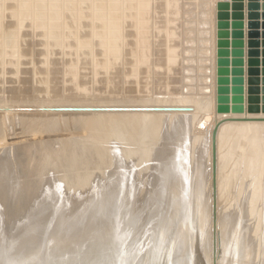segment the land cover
Segmentation results:
<instances>
[{"label": "rangeland", "instance_id": "obj_1", "mask_svg": "<svg viewBox=\"0 0 264 264\" xmlns=\"http://www.w3.org/2000/svg\"><path fill=\"white\" fill-rule=\"evenodd\" d=\"M183 93L186 94L183 95L185 96L184 98L182 97ZM178 94H181V97ZM111 101L114 103H112ZM77 106L80 107L78 108ZM59 107L63 112L59 110ZM263 107H264V0H0V149H1L0 163L1 164L3 163L5 165L7 162L5 159H7L8 161L13 160L12 162L10 161L9 163L7 162L8 165L6 164V167L3 168L2 166L4 165L0 164L1 165L0 168L2 169V170L0 169V172H4L5 170L10 171V172H4L6 175L4 173L3 175H0L1 177L0 186L4 185V187H0L1 190L0 205L2 204L0 207V226H1L0 236L2 237L4 236V234L6 235V232L7 235L9 233V236H11V233L12 235L14 234L13 236L24 235V238L22 239H24L23 240L24 242L25 240H27L28 242L27 244H29L28 246L30 247V245L33 244L35 238H40L42 230H44V228L46 227V224L43 222L44 220L41 221V216L44 215L48 210H50V208L54 206V204L56 205L57 202L60 205L62 198L70 199L69 202H67V204L63 206V209L66 210L65 211L66 214L73 213L76 215L81 211H85L84 208L87 206L92 207L91 202L94 201H98L99 204L101 205L104 204L106 200L105 198L108 195H106L104 187L95 186L94 184L99 181H102V179L106 177V175L108 176V174H111L113 172L112 170L113 168L115 171L117 169L116 167L119 166L118 160L119 161L122 160L120 162V165H122L121 163L124 162V166H127L130 172H132V170L135 169H137L136 171L138 172V166H142V164L140 165L141 163L140 160L142 159L144 161L142 162L143 165L145 163L148 165H145V167L143 166V168H146V170L143 169L142 167L139 168V171L143 169L144 172L142 170L141 171L145 173L143 175V173L140 172V174L142 173L141 175L143 176L146 175L145 176L147 177L146 180L147 179L148 181L152 180L153 177L155 176V175L153 176V171H154L153 166L154 167L156 166L157 160L158 158H160V157H156L157 160L155 159L157 153L158 156L160 155L159 151L161 149L158 148H161L162 143L168 141V139H170L168 142L169 144H171L173 138H176L177 136L181 135L184 132L182 131L181 133L182 129L179 130L180 129L179 127L182 128L184 125H186L187 127V125L189 124L188 122H190L189 125L194 127H190L189 125H188L189 128L187 127L186 129L185 127L186 129L185 131L187 132L189 131L188 129L191 128L193 129L190 130L192 131L191 133L190 131L188 132L189 135L185 134V136H187V145L184 144L183 141V147L185 146L187 147L186 149H189L188 151L190 155L189 158L191 157L190 160L191 163H193L192 164L193 166H197L198 168H203L204 164H206L207 168L209 169L208 171L206 166L204 167L206 168V170L204 168H203L204 170L202 169L203 171H207L203 173L204 174L203 182L207 183L206 187L209 189H207L206 187L203 188L202 186L203 189L202 191H204V189H206L205 190L206 192L208 191L207 195L205 191H204L205 195H202L203 198L205 197L204 198L205 200L207 199V202H205V200L201 197L203 199L202 200L203 202L202 205H199V214L200 212H202L201 210L204 209L206 211L209 208L207 203H209V206L211 208L210 212H208L210 209L207 210V213H209V215L207 216L208 217L212 216V217L209 218V223H207V226L204 229V230L208 229L206 230L207 233L205 232L206 234H208L206 243H208L209 241L210 245L209 243L208 245L215 250L214 243L212 244L211 238H209L211 234L215 235L217 232H218L217 234L219 233L223 235L226 234V236L229 237L230 240L231 238L233 240L235 235H238L239 237L240 236L239 232L243 231L247 227V226L245 227L243 226L244 229L241 227L246 221L244 220L245 218H243V216L245 215L247 219L249 218L248 219L249 221L251 218L252 219L254 218L253 221L251 219V222H246V223H248V225L250 226V227L248 226L249 228L253 227L254 224H257V227L260 228L262 226L263 230L261 228V231L259 230L260 228L258 229L257 227L256 228L253 227L255 229L251 228L252 230L255 231L259 230L261 234H259L258 231L257 232L258 234L253 232L255 234L253 235L251 229L249 230L247 228L246 229L247 232L249 233L250 231V233H252L251 235L255 236V237H250L252 239H249V237L248 236L246 237L245 235L244 232L245 230L243 231L244 233L243 232L240 233L241 235H243L241 236L243 237V239L246 238L245 240L246 242L248 240H251L250 242L252 246H254L253 244L255 242L256 246L253 247L255 252L251 247L252 254L256 253L257 248L260 246L259 244H261V246L263 245L262 250L261 248L259 249V251L256 253L255 258L252 255L250 262L249 263L247 262V264H254V263L264 264L263 263L264 236L262 240H259L261 237L257 236V238L259 237L258 238L259 242L260 241L262 242L258 244L259 246L257 245L258 240L256 241L253 240L256 238V235L262 236L264 234L263 233L264 225H262L264 224V222L262 224L260 223L261 221L264 220L263 219L259 220L264 217V186H263L264 182H262L263 183L262 189H261V185H259V183L264 179L262 177V175L264 174L263 173L264 161H261L260 163V160H264L263 158L264 157V129H263L264 108ZM107 110L111 112V117L113 116L112 118H110L109 116L110 112H108ZM117 110L121 114L123 113L122 115L126 117L125 118L121 117L122 115L119 114ZM148 110L151 112H148ZM201 110L203 113L199 112ZM144 111L149 113V117H148V113H145ZM186 111L188 113H186ZM82 112L83 114L84 113L87 114L82 115ZM189 112L191 117L188 118ZM191 112L194 114L191 115ZM144 113L145 116L148 117L146 123L145 121H143V119L145 120L147 118L145 116H144L145 118L142 116L144 115ZM196 113L199 115V116L197 115L199 118H196L195 115ZM199 113L201 114V116ZM89 114L92 117L93 116L94 117L92 118ZM86 115L87 116L89 115L88 116L89 118ZM194 115L196 120H194L195 118L193 119ZM255 115L259 119H255L256 118ZM84 116L87 117L88 120H85ZM96 116H98L101 120ZM228 117L229 118L231 117V121L233 119L234 122L228 120L229 119ZM239 117L240 119L237 120ZM3 118L5 119V121ZM68 118L69 120L67 122ZM223 118L224 120L230 121L232 125H230L231 124L230 122L227 121L224 122ZM83 119L84 121H86L87 124L83 122ZM91 119L96 120V122L100 120L99 122L101 124L97 122L98 124L95 125L96 124L95 121H94L95 124L93 125H92L93 122L88 123V121H90ZM198 119L200 122L197 121ZM186 120L189 121L186 122ZM257 120H258V124H257ZM69 121H71L70 124ZM135 121H138L137 122L138 124L140 123L139 124L140 127L139 125L137 127L134 126L135 128L133 127ZM184 121L186 124L184 123ZM192 121H195V123L197 121L198 125L197 123L194 124ZM48 122L50 125H47ZM132 122L134 124H130ZM191 122L193 123L192 125ZM236 122L240 123L239 126L238 124H236ZM218 123L221 124L219 125V128L221 126L222 128L223 127L228 128V129L224 128V130L226 129L227 131H223V129L221 130L218 128V131L219 130L222 131L221 133H227V136L225 138L228 140L223 138L226 134H221L219 133L220 132L219 131L217 133V136L219 134L218 136L219 138L216 137V141H214L213 130ZM226 123L227 124L229 123L230 126L229 125L227 126ZM254 123H256V125ZM64 124H66V126ZM88 124H91L93 126L91 127L92 129L88 128L91 126V125L87 126ZM112 124L113 125L116 124V125L112 126ZM110 125L112 127H110ZM141 125L143 126L141 127ZM254 125L255 127L257 126L259 128L256 127L255 129L254 127H252ZM47 126H49V128ZM79 126L83 128L81 129ZM3 127L5 129H3ZM72 127L74 128L72 129ZM101 127H103V129ZM115 127L117 131L115 130ZM143 127L145 128V130ZM6 128L8 129L6 130ZM238 128L241 129L244 128V129L241 130ZM253 128L255 129V132L257 129H259V134L258 132L256 133L253 132L254 135L257 134L255 135L257 137L256 140L259 139L257 140V142L259 141L258 144L260 145L259 148L257 147L258 145L254 147V145L252 144L254 143L253 141H255L254 144L256 145V140L255 139L253 140V137L255 138V136L251 135L252 130L254 131ZM260 128L263 131H261ZM47 129L48 131H46ZM100 130L103 132H101ZM142 130L144 131L147 130V131L145 133ZM238 130L243 131V133L241 132V134H243L244 138L243 136H240L241 134L238 133ZM177 131H179V133H176L177 136H175V132ZM244 131H246V134L248 133L247 134L248 136L249 135L253 136L251 137V140L253 141L250 140L251 144L249 141H247V139L249 140L250 137H247ZM260 131L262 134L260 133ZM84 132L86 135L84 134ZM234 132L235 135L238 133V136L236 135L237 137L233 134ZM41 133L43 135H41ZM105 133H107V135ZM110 133H112L111 134L112 138L114 135H115L114 137H116L118 134H120L121 136L118 135L117 137L119 138L116 139L113 138L116 141L115 142L113 139H109L108 136ZM59 134L61 135L59 136ZM92 134L94 136H92ZM163 134L165 135L163 137L165 139L160 138L161 139L160 140L158 137L159 135L163 136ZM220 134L224 136L221 137ZM95 135L97 137L105 136L104 138L106 139H103V137L101 138L104 141L105 140L106 141L110 140V141H108V143L105 141L106 142L105 143L102 139L97 140V137ZM228 135H231L229 136L230 138L228 137ZM258 136L260 137L262 136L261 137L262 142L260 141V138ZM26 137L29 139H27ZM87 138L91 140H88V143H86L87 141L83 143V144L86 143V146L88 145L85 149H83L85 145L84 147H82L83 144L80 145L79 142L83 139L86 140ZM122 139L124 141H122ZM158 139L160 141L162 140L164 141L160 142ZM27 140L28 142H26ZM193 140L194 141L196 140L197 143L192 142ZM51 141L52 143H54L55 141V144H52ZM93 141L94 142L101 141V142H99L100 144H98V142L97 144H95L93 143ZM224 141H227L228 143ZM41 142L44 144H42ZM103 142L106 144V146L107 144L108 145L110 144L108 149L106 146H105L106 148L102 146L105 145ZM135 142L138 144H136ZM142 142L144 143L142 144ZM67 143H69L68 145L69 147L72 145L71 143H73V145L79 144V146L72 145L71 148L74 147V149L76 150L78 147L81 146L82 148L81 147L80 148L83 151L82 152L79 151L80 150L79 148H78L79 152L77 150H76L77 152H75L73 149L68 151V149L70 148L67 145L66 146L68 147V149L67 151H65L67 147H64V144ZM241 144L242 145L244 144L243 145L244 147ZM62 146L64 147V151L66 152V153L63 152L64 156L67 154V152L71 154L75 152L76 154L74 153L72 154L75 156L77 155V153H80L77 156L79 157V159L81 158L80 162H82V166L81 163H79V159L78 160L75 159L74 160L75 162L77 160V163H75L73 161L74 159L73 157L71 161L72 164H70L71 162L69 160H71L70 158L72 156L70 154H69L70 157L68 158L69 160L63 162L64 165L66 164L68 166H66L65 168V166L62 165L63 163H61L60 165V162L64 161L65 158L67 159V157L69 156V155L65 157L63 156L62 158L63 160L60 162L58 158L55 159L57 156L56 153H58L60 150L63 151ZM171 146L169 147V149L171 148ZM214 146H215V151H214ZM246 146L249 147V150ZM36 147L37 149H40L39 152L37 149H35ZM103 147L105 151L106 149L109 150V152H106L107 155L108 153L111 152L109 157L107 155H104L105 151L102 154L103 150L101 149ZM110 147L112 148V150H110L111 149ZM192 148L194 149V151L192 150ZM98 149H100L101 151H99ZM254 149L258 151L254 153V151H256ZM8 150H10L11 152ZM113 150L115 151V154L112 155V152H114ZM137 150L140 152H138ZM251 150L253 151L251 152ZM95 151L96 152L99 151L98 154H100L102 157L104 155L103 158L107 157V160H109V158L111 157L110 160L107 162V164L106 162H104L106 158L104 160L100 159L101 156L100 157L97 156L98 154ZM148 151L151 153L154 152L155 154L152 153L153 155L151 154L152 156L150 157V153H147ZM156 151L158 152L156 153ZM34 152L35 155L37 154L36 157L34 155ZM145 152L149 155H147ZM19 153H24V154H19ZM93 153H95L96 155L94 154L95 155L94 156ZM131 153L134 156L136 153L137 157L135 156L136 157L135 158L132 155L131 158L132 160H129V158L131 157L130 156ZM142 153H144L149 158L148 157L146 158V156L143 155ZM251 153L254 154L257 153V155L254 157L253 154ZM5 154L6 156H4ZM53 154H55V157L54 159L51 160V162H53L54 160V162L58 161L59 164H57L55 171L54 169L49 170L51 172L50 174L48 173L46 174L44 172L47 178H49L48 176L52 178V179H47L44 177L45 175L43 176L41 175L43 173H41L40 171L43 169V167L44 168L51 167L52 165L53 167H55L54 165L56 164H54V162L51 163L52 165L50 166V160L48 158L50 157L49 155H51L52 158L54 156ZM58 154H61L62 156L61 152ZM88 154H92V157L90 159L92 160L94 159L95 163L98 160L97 158H99L100 163L97 162V164L95 165L94 161L92 162V160L89 159L91 161L89 162L94 164V166L93 164H90L92 166L91 168L90 165H88V160H86L87 162L82 161L85 159V158L82 159V157L88 156ZM140 154L143 156H141ZM44 155L48 157H45ZM223 155L224 158L225 156H228L229 158L226 157V159L232 161V162L228 161V164L230 163L229 165H227V163L224 162L226 163L225 166V164L222 162L223 158L221 157H223ZM24 156L27 157L23 158ZM138 156L140 158H138ZM43 157L45 159L48 158L47 160L49 161V165H47L48 163H44L48 161L45 160ZM248 157L251 158L249 159ZM2 158H4L3 160L5 163L1 162ZM150 158L151 160L145 162V159L147 161ZM152 158L156 160L155 161L156 163L153 161L154 159L152 160ZM42 159L44 160L43 163L46 164V167L44 164H42ZM226 159L224 161H226ZM247 159L248 161H246ZM137 160L139 161V163ZM194 160H196V162ZM114 161L117 162V166H114V164H116L114 163ZM125 161L129 162V164L125 165L127 163ZM135 161L137 162V164ZM237 161L240 163L238 164ZM17 162L19 163L17 164ZM40 162L42 165L40 164ZM73 162L75 164L78 163L79 164L75 166ZM151 162H154L155 164ZM83 163L85 164L87 163V164L85 165ZM131 163L135 165L133 166ZM28 164L30 167L28 166ZM37 164H39V166L41 165L40 167H42V169ZM100 164H103L105 168H103V165ZM149 164L151 167H149ZM219 164L220 165L222 164L223 166H219ZM83 165L85 166L86 172L83 171L84 169ZM112 165L114 166L113 168ZM136 165L137 167H135ZM248 165H249V169H247ZM58 166H63V167L62 168L59 167L61 168L59 169ZM70 166H72L71 169ZM88 166L90 169L87 168ZM259 166L261 167L263 166L262 167L263 169ZM32 167L34 168L38 167L40 168V171L38 170V168L34 169ZM73 167L75 169H73ZM147 167H149V169ZM52 168H47L46 170L48 171V169H52ZM233 168H235V170L238 169L239 172L238 170L235 171ZM259 168L262 169V173H260L261 170L259 171ZM57 169H59V171ZM62 169L63 170L66 169V170H64L63 172ZM87 169L89 170V172H87ZM243 169L246 170L244 171ZM251 170H252L251 175H253L254 178L248 173L251 172ZM37 171L40 172L39 175H41V177H39ZM43 171H45V169H43ZM81 171L83 172V174ZM91 171H94V173H92ZM146 171L148 173L151 172L149 173L150 174L149 176H147ZM230 171L232 173H230ZM12 172H14L13 175ZM103 172H105V174ZM245 172L247 175L246 174L244 175L246 176L242 174ZM22 173L23 175L21 176ZM51 174H53L54 177H51L52 176ZM96 174L99 176H97ZM140 174L138 175L140 176ZM76 175H81V176L77 177ZM128 175L129 173L127 175L126 174L124 175L126 177V180L127 178H130L128 177ZM205 175L208 176L206 177L207 179H204ZM7 176L9 179L7 178ZM143 176H142V180L145 179ZM96 177L98 180L96 179ZM245 177H247V180L243 181V178L244 180L246 179ZM251 177L254 180H252ZM40 178L41 179L45 178V180L47 179L46 181L49 182L46 183L45 181L42 182L43 179L39 180ZM218 178L221 180H219ZM256 178L259 180L261 178V181L259 182V180H257ZM10 179H12V181ZM248 179L251 182H249ZM17 180L19 183L16 182ZM38 180L41 182H39ZM189 181L190 180H188V182ZM219 181L220 182L224 181V184H222V182H221L222 185L220 184L222 186L221 191L219 190L220 185L218 186ZM226 181H229V183ZM241 181H243L242 184ZM247 181L248 183H246L247 184L246 185L245 182ZM253 181L255 182L252 183ZM56 182H58V184H56ZM203 182L202 185H204ZM256 182L258 186H260L258 187V191L260 189L261 190L259 191V193L255 191V195L254 193H251L252 196L254 195V198H252L254 201L251 204L250 201L248 202L246 195L249 192L248 190H250V188L253 187L252 185L257 186L255 184ZM44 183L45 185L48 186H45ZM250 183L252 184L251 187L249 186ZM17 184L19 185L17 186ZM239 185L244 186V188L241 186L243 188L242 189ZM29 186H31V188ZM247 186H249V188ZM47 187L49 188V190L47 189ZM150 187L152 189V186L149 185L147 188L150 189ZM21 188L24 189V191H22ZM28 188L32 189L31 192L30 189ZM147 188L143 189V193L146 194V192L144 191ZM223 188H225V190ZM239 188L240 190L242 189V191L244 190L245 192L241 191L243 194L239 193L238 192ZM13 189L15 190L12 192ZM149 189L146 190L147 195L148 193H150L149 191L151 189L150 190ZM16 190H18L19 192ZM40 191H42V193ZM204 192H202V194H204ZM141 193H139V195H141L142 198H144V200L142 198L141 199L139 198L141 196H138L137 198L138 194L137 195L135 194V196L133 197L134 200L131 201L133 204L131 206V209L133 210L132 213L133 216L131 217V221L135 218L140 217L143 214V212H144V215H142L143 217L148 216L150 214L149 213L150 210L148 209L153 210V208H155V207L151 208V206L148 207L149 202L145 201V198L147 196L144 197L145 194L143 195ZM22 194L24 196H22ZM29 195L30 197L33 195L32 196L33 198L32 197L28 198ZM243 196L244 199L246 197L247 200H244ZM22 197H24V199ZM6 198L7 201L10 199L8 203L6 201ZM11 198L13 199L15 198L16 199L15 201L18 204L12 200V202L14 203H11L10 206L9 203L11 202ZM255 198H257L258 201L255 200ZM20 199L22 200L20 201ZM135 199H140L137 201L139 202L141 201L140 203L142 205L140 206L139 205L140 203L139 202L137 203ZM31 200L32 203L35 202L38 205H36L35 203L32 204ZM142 200L144 203L142 202ZM39 201L41 202L39 203ZM244 201L248 202L246 207L244 206ZM95 203L96 202H94V204ZM249 203L253 207V208L251 207L253 210L250 207L248 208ZM138 205L140 206V208L138 207ZM203 205H205L204 208H202ZM29 206L31 210L29 209ZM33 206L36 210L33 209ZM206 206L207 209L205 208ZM137 207L139 209H137ZM165 207L167 206L166 205L163 206L164 211H165ZM244 207L245 209L248 208L246 209L247 212L244 210ZM21 208L24 210H22ZM145 208L147 209L144 210ZM17 209H20V212ZM16 212L18 214H16ZM257 212L260 213L261 218ZM232 217L237 218L234 219L235 222L237 220L236 223H234V221L232 222L233 220ZM217 218L219 221L217 220ZM16 219L18 222L16 221ZM215 219L218 222V224L216 225L217 227L215 226L216 224ZM211 220L212 221L214 220L213 222H215V224ZM228 220L231 221L232 224L234 223L233 225L235 228L232 229L233 233L232 231L229 232L231 228H233L231 222L229 223L230 226L225 225ZM242 220H244L243 223ZM6 221L9 223H6ZM258 221L259 223H257ZM24 223H25V227H24ZM260 224L261 226H258ZM209 225L212 226L210 227ZM221 227L222 229L224 227H228V228L226 229L224 228L222 230L220 229ZM7 228H9V230H7ZM12 231L15 232L16 235ZM223 231H225L226 233H223ZM227 232L229 235L227 234ZM209 233L211 234L209 235ZM230 233H232L231 237H230ZM227 237H225V240L229 239V238L227 239ZM2 238L4 239V237ZM190 238H193V235L190 236ZM187 240L185 242L186 245L182 244L183 247L181 244H177V246L175 245L177 248L174 247L173 249V252L175 254L174 253L172 254L173 255L171 258L172 264H182L184 260H187L188 256L187 253L185 254V252L188 250L187 252L190 253L189 250H191L190 248L191 244L189 245V243L190 241H193L190 240L188 241L189 243L187 244ZM19 241L9 243L8 244V246L10 245L9 248L12 250H16L15 249L16 247L22 246L23 241H20V243ZM209 250L210 248L207 250L208 254L210 252ZM175 251H177V253ZM202 252L203 255H205L204 252H206V250L202 249ZM206 259L207 257L205 258V260ZM252 259L253 260L256 259V260L252 261ZM206 263H208V261ZM164 264H168V263L164 261Z\"/></svg>", "mask_w": 264, "mask_h": 264}, {"label": "bare ground", "instance_id": "obj_2", "mask_svg": "<svg viewBox=\"0 0 264 264\" xmlns=\"http://www.w3.org/2000/svg\"><path fill=\"white\" fill-rule=\"evenodd\" d=\"M173 58V57H172ZM183 58V57H182ZM12 65V64H11ZM244 65V64H243ZM242 67V66H241ZM16 68V67H15ZM239 68V67H238ZM10 70V69H9ZM6 73H7V70H6ZM8 74H10V73H8ZM243 76V75H242ZM3 87V86H2ZM174 87V86H173ZM118 90V89H117ZM178 92V91H177ZM246 92V91H245ZM119 94V93H118ZM185 93H183L182 94V97L184 98L185 96H183ZM180 97H181V94H178ZM186 95V94H185ZM116 96H118V95H116ZM246 96H248V95H246ZM129 97V96H128ZM62 99V98H61ZM112 99V98H111ZM177 99H179V98H177ZM248 99V98H247ZM112 102V101H111ZM116 102H118V101H116ZM112 103H114V102H112ZM76 104V103H75ZM79 104V103H78ZM77 104V105H78ZM107 104H109V103H107ZM114 105V104H113ZM109 106H111V105H109ZM244 106H245V104H244ZM61 107H62V104H61ZM78 107V106H77ZM80 107V106H79ZM78 107V108H79ZM108 107V106H107ZM114 107V106H113ZM6 108V107H5ZM264 108V107H263ZM113 109V108H112ZM111 109V110H112ZM118 109H120V108H118ZM149 109V108H148ZM4 110V109H3ZM59 110H61L60 109V107H59ZM114 110H116V109H114ZM243 110V109H242ZM247 110V109H246ZM5 111V110H4ZM15 111V110H14ZM57 111V110H56ZM62 111V110H61ZM64 111H65V109H64ZM108 111V110H107ZM118 111V110H117ZM147 111V110H146ZM146 111H144L145 113H148V112H151V111H149L148 110V112H146ZM24 112V111H23ZM22 112V113H23ZM63 112V111H62ZM77 112H80V111H77ZM108 112H110V111H108ZM107 112V113H108ZM119 112V111H118ZM198 112V111H197ZM199 112H202V110L201 111H199ZM13 113H15V112H13ZM54 113H56V112H54ZM65 113V112H64ZM114 113V112H113ZM112 113V114H113ZM116 113V112H115ZM145 113H144V115H142L143 117L145 116ZM186 113H188L187 111H186ZM203 113V112H202ZM6 114V113H5ZM59 114V113H58ZM62 114V113H61ZM66 114V113H65ZM77 114H79V113H77ZM76 114V115H77ZM84 114H87V113H84ZM83 114V112H82V115H84ZM109 114V113H108ZM108 114H107V117H108ZM119 114H121L120 112H119ZM123 114V113H122ZM121 114V115H122ZM192 114H194V113H192L191 112V115ZM200 114V113H199ZM243 114V113H242ZM262 114V113H261ZM9 115H10V113H9ZM13 115V114H12ZM21 115V114H20ZM26 115V114H25ZM24 115V116H25ZM76 115H75V117H76ZM80 115H81V113H80ZM90 115V114H89ZM88 115V116H89ZM114 115V114H113ZM116 115H118V114H116ZM147 115V114H146ZM196 115V118H199L198 116V114L196 113L195 114ZM195 115L193 116V119L195 118ZM198 115V116H197ZM263 115V114H262ZM19 116V115H18ZM56 116V115H55ZM61 116V115H60ZM87 116V115H86ZM87 116V117H88ZM91 116V115H90ZM110 118H112L111 117V112H110ZM200 116H201V114H200ZM11 117V116H10ZM14 117V116H13ZM12 117V118H13ZM85 117V116H84ZM87 117H85V120H88L87 119ZM92 117V116H91ZM90 117V118H91ZM94 117V116H93ZM92 117V118H93ZM97 118H99L98 116H96ZM119 117V116H118ZM121 117H124L123 115L121 116ZM126 117V116H125ZM124 117V118H125ZM145 117H147V116H145ZM144 117V118H145ZM148 117H149V113H148ZM148 117L144 120L143 118V121H145V123H146V120H148ZM189 117H191L190 116V112H189V116H188V118ZM234 117V116H233ZM232 117V118H233ZM255 117H256V115H255ZM254 117V118H255ZM17 118H19V117H17ZM50 118H51V116H50ZM49 118V119H50ZM66 118H67V116H66ZM71 118V117H70ZM89 118V117H88ZM96 118V119H97ZM123 118V119H124ZM128 118V117H127ZM187 118V117H186ZM196 118L194 119V120H196ZM229 118V117H228ZM236 118V117H235ZM263 118H264V115H263ZM4 119V118H3ZM7 119V118H6ZM11 119V118H10ZM76 119V118H75ZM100 119V118H99ZM115 119V118H114ZM137 119V118H136ZM141 119V120H142ZM192 119V120H193ZM200 119H201V117H200ZM226 119V118H225ZM240 119V117L237 119V120H239ZM241 119H242V116H241ZM255 119H259V118H255ZM9 120V119H8ZM12 120H14V119H12ZM68 120H69V118L67 119V122H68ZM71 120V119H70ZM73 120V119H72ZM77 120V119H76ZM92 120V119H91ZM88 121V123H90V122H93L92 123V125L93 124H95L94 123V121L96 122V120H92V121ZM101 120V119H100ZM99 120V121H100ZM109 120H111V119H109ZM116 120V119H115ZM118 120H119V118H118ZM120 120H122V119H120ZM191 120V119H190ZM228 120H230L231 121V117L228 119ZM228 120H224V118H223V121L225 122V121H227V122H230V121H228ZM236 120V121H237ZM3 121V120H2ZM4 121H5V119H4ZM17 121V120H16ZM21 121V120H20ZM48 121V120H47ZM51 121V120H50ZM99 121H97V122H99ZM106 121H108V120H106ZM189 121V120H188ZM187 120H186V122H188ZM197 121H199V119L197 120ZM196 121V123H197V125H198V122ZM256 121V120H255ZM11 122V121H10ZM13 122V121H12ZM70 122L71 121H69V124H70ZM83 122H85L86 123V121H84V119H83ZM96 122V124L95 125H97L98 123ZM117 122V121H116ZM124 122V121H123ZM138 121H135L134 123L132 122V123H130V124H134L133 125V127L134 126H138L139 124L137 123ZM194 124H196L195 123V121H192ZM191 122V125L193 124ZM200 122V121H199ZM231 122H234L233 121V119H232V121ZM230 122V123H231ZM240 122V121H239ZM38 123V122H37ZM51 123V122H50ZM63 123V122H62ZM79 123V122H78ZM112 123H113V120H112ZM118 123V122H117ZM136 123H137V125H136ZM184 123H185V121H184ZM189 124H190V122H188ZM4 124V123H3ZM21 124V123H20ZM19 124V125H20ZM40 124V123H39ZM47 124V123H46ZM54 124V123H53ZM73 124V123H72ZM75 124V123H74ZM80 124V123H79ZM83 124V123H82ZM87 124V123H86ZM86 124H84V125H86ZM99 124H101L100 122H99ZM109 124V123H108ZM107 124V125H108ZM119 124H120V122H119ZM121 124H122V122H121ZM183 124V123H182ZM181 124V125H182ZM186 124V123H185ZM188 124V125H189ZM224 124V123H223ZM227 124V123H226ZM234 124V123H233ZM236 124H238V126H239V124L240 123H237L236 122ZM235 124V125H236ZM255 125H256V123H254ZM257 124H258V120H257ZM6 125V124H5ZM30 125V124H29ZM47 125H50L49 124V122H48V124ZM58 125V124H57ZM65 126H66V124H64ZM76 125H77V123H76ZM89 125H91V124H88L87 126H89ZM90 126V127H88V128H91V127H93V126ZM114 125H116V124H114ZM113 124H112V126H114ZM144 125V124H143ZM143 125H141V127L143 126ZM181 125H179V126H181ZM187 125V127L189 128V126ZM196 125V126H197ZM219 125H221V124H219ZM229 125V123L227 124V126ZM230 125H232V123L230 124ZM229 125V126H230ZM255 125L254 126H252V127H254L255 129H256V127H255ZM4 126V125H3ZM7 126V125H6ZM14 126V125H13ZM18 126V125H17ZM41 126V125H40ZM46 126V125H45ZM59 126H60V124H59ZM83 126V125H82ZM100 126V125H99ZM106 126V125H105ZM104 126V127H105ZM111 125H110V127H112ZM178 126V127H179ZM226 126V125H225ZM259 126V125H258ZM10 127V126H9ZM21 127V126H20ZM38 127V126H37ZM48 128H49V126H47ZM58 127V126H57ZM75 127V126H74ZM74 127H72V129L74 128ZM77 127V126H76ZM80 127V126H79ZM78 127V128H79ZM84 127V126H83ZM82 127V128H83ZM108 127V126H107ZM109 127V128H110ZM119 127H120V125H119ZM139 127H140V125H139ZM145 127V126H144ZM143 127V128H144ZM183 127H184V129H183ZM182 128L181 127H179L180 129L179 130H181V133H182V131H184L181 135H179V136H177V134L176 133H179V131H177V132H175V136H177L176 138H173V140L171 141V144H172V146H171V144H169V140L170 139H168V141H165L164 143H162V147L161 146H159V147H161V148H158V149H161L160 151H159V156L157 155L158 153V151H156V156H155V159H156V157H160V158H158V160H157V164H156V166L154 167L151 163H153V164H155L156 162V160L154 159V158H152V160L155 162H151L150 164L153 166V168H154V171H153V179L152 180H150V181H148V179L146 180V178L147 177H145V176H143L145 173H143L144 172V170L143 169H145L146 170V168H143V166L145 167V165H148V164H144L143 165V163L142 162H144L142 159L140 160L141 161V163H140V165L142 164V166H138V172L136 171L137 169H135V170H132V172H130L129 171V169L127 168V166H124V162H122L121 164L122 165H120V162L122 161H119L118 160V158H117V160H118V164H119V166H117V162H115V161H117V160H115L114 161V163H116V164H114V166H117L116 168V170L114 171V166L112 165V170H113V172L111 173V174H108V176L106 175V177H104L103 179H102V181H99V182H97V183H95L94 185L95 186H99V187H104V190H105V193H106V195H108L104 200H105V202H104V204H99V202L98 201H94V202H96L95 204H94V202H91L92 204V207H89V206H87V207H85L84 208V210L85 211H81L80 213H77L76 215L75 214H66V210L65 209H63V206L65 205V204H67V202H69V200L70 199H67V198H62V201H61V203H60V205H59V203L57 202V204L55 205L54 204V206H52L51 208H50V210H48L44 215H42L41 216V221L42 220H44L43 222L46 224V227L44 228V230H42V233H41V235H40V238H35L34 239V242H33V244H31L30 245V247L28 246L29 244H27L28 242H27V240H25V242L23 241L24 239H22V238H24V235H22V236H13L12 235V233H11V236H9V233H8V235H7V232H6V235L4 234V236H2V237H4V239L1 237L0 239V264H164V261L166 262V263H168V264H172V262H171V258H172V254L174 253L173 252V249H174V247L175 248H177L176 246H177V244H185V242H186V240H187V238L189 237L190 238V236H192L193 235V238H188V240H187V244L189 243L188 241H190V240H193V241H190V243H189V245L191 246L190 248H192L193 247V245H200L201 244V247H202V249H205L206 250V252H204L205 253V255H203L205 258L207 257V259H206V262L208 261V263L207 264H247V262L249 263L250 262V259H251V256L253 255L254 256V258L256 257V253L259 251V249L261 248V250H262V246H261V244H259V243H262L261 241L259 242V240H262L263 239V236H264V234L262 235V236H260V235H256V238H257V236H259V237H261L259 240H258V238L256 239H253V240H258V243H257V245L259 246L258 248H257V250H256V253H253L252 254V248L253 247H255L256 245H255V242L254 241H252V242H254V246H252L251 245V240H248L247 242L245 241L246 240V238L245 239H243V237H241V236H243V235H241V233L244 231L245 232V235H246V237L248 236L249 237V239H252V238H250V237H255V236H253V235H255L254 233H256V234H258L257 232L260 230L261 231V228H262V226H261V224L264 222V221H261L260 223V225H258V226H261V228L260 227H257V224H254V225H256V226H254L253 224V227H257L259 230H252L251 228H253V227H251V228H249L250 226L248 225V223H246V222H251V219H250V221L245 217V215L243 216V218H245L244 220H246L245 221V223L241 226L242 228H243V226L245 227V226H247L246 227V229L248 228L249 230L251 229V232L253 233V235H251L252 233H250V231H249V233H250V235H249V233L247 232V230L246 229H244L243 231H240L239 232V234H240V236L238 237V235H235L234 236V239L232 240V238H231V240H230V238L229 237H227L226 236V234L225 235H223V234H221V233H219V234H215V235H213V234H211V233H209V238H211V243L213 244L214 243V246H215V250L214 249H212L209 245H210V243H209V241H208V243H209V245H208V243H206V240H207V237H208V234H206L207 232H206V230H208V229H206V230H204L205 228H206V226H207V223H209V218H211L210 216L208 217L207 215H209V213H207V210L208 209H210L208 212H210L211 211V208H210V206H209V203H207L208 204V209H207V206L205 207L207 210L205 211L204 209L203 210H201L202 212H200V214H199V205H202V200L205 198H203V196L202 195H205V190L206 189H204V191H202L203 189H202V186H203V188L204 187H206L207 186V183H204L203 182V173L204 172H207V171H203L204 169L206 170V168H207V165L206 164H204V166H203V168L206 166V168H198L197 166H193L192 164L193 163H191V160H190V158H189V153H188V151H189V149H186L187 147H183V141H184V144H186L187 145V136H185V134L187 135L188 134V132L191 130V129H193V128H191V129H188L189 131L187 132V131H185L186 129H187V127H186V125H184ZM185 127H186V129H185ZM190 127H194V126H190ZM241 127V126H240ZM2 128V127H1ZM36 128V127H35ZM46 128V127H45ZM78 128H75V129H78ZM81 128V127H80ZM81 128V129H82ZM86 128V127H85ZM84 128V129H85ZM95 128V127H94ZM93 128V129H94ZM99 128V127H98ZM102 129H103V127H101ZM135 128V127H134ZM224 128H226V127H223L222 128V126L219 128V129H223V131H227L226 129H228V128H226L225 130H224ZM242 128V127H241ZM241 128H238V129H241ZM253 128V129H254ZM257 128H259V127H257ZM3 129H5L4 127H3ZM8 128H6V130H7ZM13 129V128H12ZM87 129V128H86ZM92 129V128H91ZM96 129V128H95ZM113 129H114V127H113ZM140 129V128H139ZM147 129V128H146ZM244 129V128H243ZM243 129H241V130H243ZM252 129V128H251ZM255 129H254V131L252 130V134L251 135H254V133L253 132H255ZM261 129V128H260ZM264 129V128H263ZM16 130H17V128H16ZM23 130V129H22ZM99 130V129H98ZM105 130H106V128H105ZM115 130H116V127H115ZM122 130H123V128H122ZM144 130H145V128H144ZM144 130H142V131H144ZM221 130H219L218 132L219 133H221L222 131ZM236 130V129H235ZM234 130V131H235ZM2 131V130H1ZM21 131V130H20ZM46 131H48V129L46 130ZM63 131V130H62ZM74 131V130H73ZM77 131V130H76ZM81 131V130H80ZM86 131V130H85ZM88 131V130H87ZM101 131V130H100ZM112 131V130H111ZM117 131V130H116ZM141 131V132H142ZM147 131V130H146ZM146 131H144L145 133H146ZM261 131H263L262 129H261ZM261 131H260V133H261ZM4 132V131H3ZM23 132V131H22ZM64 132V131H63ZM90 132V131H89ZM101 132H103V131H101ZM108 132V131H107ZM115 132V131H114ZM119 132H120V130H119ZM186 132V133H185ZM192 131H190V133H191ZM237 132V131H236ZM241 132L243 133V131H239L238 130V133H240L241 134ZM256 132H258V134H259V129H257L256 130ZM255 132V133H256ZM14 133V132H13ZM16 133H17V131H16ZM113 133V132H112ZM112 133H110L109 134V139H113V138H119V137H117L118 135H120V134H118L116 137H114L113 136V138H112V136H111V134ZM117 133V132H116ZM238 133L236 134L237 136H238ZM244 133L246 134V131H244ZM22 134V133H21ZM25 134V133H24ZM45 134V133H44ZM84 134H85V132H84ZM88 134V133H87ZM95 134V133H94ZM97 134V133H96ZM106 135H107V133H105ZM114 134V133H113ZM138 134H139V132H138ZM142 134V133H141ZM221 134H226L224 137L221 135ZM220 134V136L221 137H223L224 139H226L225 137L227 136V133H221ZM234 135H235V132L233 133ZM232 134V135H233ZM248 134V133H247ZM246 134V135H247ZM249 134H250V132H249ZM262 134V133H261ZM23 135V134H22ZM41 135H43L42 133H41ZM61 134H59V136H60ZM86 135V134H85ZM89 135V134H88ZM143 135V134H142ZM141 135V136H142ZM145 135V134H144ZM189 135V134H188ZM192 135V134H191ZM235 135V136H236ZM255 135H257V134H255ZM254 135V136H255ZM37 136V135H36ZM80 136V135H79ZM82 136V135H81ZM84 136V135H83ZM92 136H94L93 134H92ZM92 136H91V138H92ZM96 136V135H95ZM121 136V135H120ZM127 136H129V135H127ZM131 136V135H130ZM139 136V135H138ZM160 136H162V135H159V139L160 138H163L165 135L163 134V136L162 137H160ZM174 136V137H175ZM218 136H219V134H218ZM217 136V137H218ZM229 136H231V135H228V137ZM236 136V137H237ZM240 136H243V134H241ZM17 137V136H16ZM45 137V136H44ZM52 137V136H51ZM97 137V136H96ZM95 137V138H96ZM98 137H100V136H98ZM97 137V140H99V139H102L101 137H103V136H101L100 138H98ZM105 137V136H104ZM103 137V139H106V138H104ZM111 137V138H110ZM124 137H125V135H124ZM189 137V136H188ZM246 137V136H245ZM247 137H250V139L248 140L247 139V141H249L250 142V140H251V137H253V136H248L247 135ZM259 138H260V141H261V137L260 136H258ZM13 138H15V137H13ZM21 138V137H20ZM27 138V137H26ZM38 138V137H37ZM73 138V137H72ZM76 138V137H75ZM94 138V139H95ZM130 138V137H129ZM129 138H128V140H129ZM179 138V139H178ZM219 138V137H218ZM222 138V139H223ZM230 138V137H229ZM241 138V137H240ZM239 138V139H240ZM243 138H244V136H243ZM256 136H255V138L253 137V140L255 139L256 140ZM23 139H25V138H23ZM27 139H29V138H27ZM45 139V138H44ZM54 139V138H53ZM71 139V138H70ZM80 139V138H79ZM78 139V140H79ZM82 139V138H81ZM102 139V140H103ZM121 139V138H120ZM131 139V138H130ZM134 139V138H133ZM135 139H136V137H135ZM157 139V138H156ZM158 139V140H159ZM163 139H165V138H163ZM183 139V140H182ZM189 139V138H188ZM192 139V138H191ZM221 139V140H222ZM223 139V140H224ZM232 139V138H231ZM18 140V139H17ZM21 140V139H20ZM50 140V139H49ZM84 140V141H83ZM83 140H81L79 143H80V145H82L85 141H87L86 143H88V140H91V139H89V138H87L86 140L85 139H83ZM93 140V139H92ZM96 140V139H95ZM108 140V139H107ZM114 140V139H113ZM127 140V139H126ZM125 140V141H126ZM161 140V139H160ZM159 140V141H160ZM226 140H228V139H226ZM253 140H251V141H253ZM257 140H259V139H257ZM257 140H256V145L254 144L255 143V141H253L254 143H252L253 145H254V147L255 146H257L258 144H259V141L257 142ZM4 141V140H3ZM35 141V140H34ZM37 141V140H36ZM39 141H40V139H39ZM69 141H71V140H69ZM74 141H75V139H74ZM83 141V142H82ZM104 141V140H103ZM106 141V140H105ZM104 141V142H105ZM108 141H110V140H108ZM108 141H106L107 143H108ZM115 141V140H114ZM122 141H124L123 139H122ZM141 141V140H140ZM143 141V140H142ZM157 141V140H156ZM155 141V142H156ZM162 141H164V140H162ZM162 141H160V142H162ZM219 141V140H218ZM217 141V142H218ZM236 141V140H235ZM26 142H28V140L26 141ZM82 142V143H81ZM92 142V141H91ZM97 142L98 141H93V143H95V144H97ZM99 142H101V141H99ZM98 142V144H100ZM103 142V143H104ZM105 142V143H106ZM116 142V141H115ZM118 142V141H117ZM128 142V141H127ZM130 142H131V140H130ZM129 142V143H130ZM137 142H139V141H137ZM160 142H158V143H160ZM192 142H196L197 143V141L195 140H193ZM192 142H189V143H192ZM199 142H200V139H199ZM199 142H198V144H199ZM224 142H227V141H224ZM249 142H248V144H249ZM262 142V141H261ZM42 143V142H41ZM48 143V142H47ZM47 143H46V145H47ZM51 143H52V141H51ZM77 143V142H76ZM86 143L85 144H83L82 145V147H84V145H85V147L83 148V149H85L87 146H86ZM89 143H90V141H89ZM102 143V144H103ZM104 143V144H105ZM136 143V142H135ZM144 142H142V144H143ZM228 143V142H227ZM227 143H225V144H227ZM19 144H21V143H19ZM26 144V143H25ZM24 144V145H25ZM36 144V143H35ZM42 144H44V143H42ZM52 144H55V141H54V143H52ZM59 144V143H58ZM72 145H73V143H71ZM136 144H138V143H136ZM233 144V143H232ZM235 144H238V143H235ZM250 144H251V142H250ZM18 145V144H17ZM63 145V144H62ZM69 145V143H67V144H64V147H67V146ZM71 145V146H72ZM75 146L77 145V146H79V144H74ZM73 145V146H74ZM110 145V144H109ZM109 145L107 144V146H106V144L105 145H102V146H106L107 147V149H108V147H109ZM120 145V144H119ZM130 145V144H129ZM145 145V144H144ZM153 145H155V144H153ZM161 145V144H160ZM242 145V144H241ZM244 145V144H243ZM242 145V146H243ZM245 145H246V142H245ZM42 146V145H41ZM40 146V147H41ZM49 146H50V143H49ZM52 146V145H51ZM71 146L69 147L70 149H68V147L65 149V151H67V149H68V151H70L71 149H73L75 152H77L78 151V148L80 149L79 151H83V150H81V148L80 147H78L76 150L74 149V147L73 148H71ZM114 146V145H113ZM128 146V145H127ZM126 146V147H127ZM157 146V145H156ZM171 146V148L169 149V147ZM192 146V145H191ZM190 146V147H191ZM194 146H195V144H194ZM259 146L260 145H258L257 147L259 148ZM12 147H14V146H12ZM12 147H11V150H12ZM15 147H16V145H15ZM34 147H35V145H34ZM38 147H39V145H38ZM43 147V146H42ZM45 147V146H44ZM47 147V146H46ZM54 147V146H53ZM52 147V148H53ZM59 147V146H58ZM64 147L62 146V150L63 151H57L58 153H62V156H61V154H58V153H56V158L55 159H59V162L60 161H62L63 159V156H64V154H63V152L64 153H66L65 151H64ZM104 147L101 149V150H103L102 151V154H103V152L105 151V149H104ZM105 147V148H106ZM116 147V146H115ZM120 147V146H119ZM133 147V146H132ZM142 147V146H141ZM158 147V146H157ZM244 147V146H243ZM247 147V146H246ZM253 147V146H252ZM5 148V147H4ZM60 148H61V146H60ZM111 148V147H110ZM109 148V149H110ZM128 148V147H127ZM138 148V147H137ZM144 148V147H143ZM248 148V150H249V147H247ZM257 148V149H258ZM10 149V148H9ZM17 149V148H16ZM35 149H37V147L35 148ZM46 149V148H45ZM54 149V148H53ZM52 149V150H53ZM100 149H98L99 151H101ZM106 149V151L104 152V155H107L106 154V152H109V150H107ZM121 149V148H120ZM123 149V148H122ZM124 149H126V148H124ZM140 149V148H139ZM246 149V148H245ZM250 149H251V147H250ZM1 150V149H0ZM30 150V149H29ZM38 150V152L40 151V149H37ZM48 150H50V149H48ZM72 150V151H73ZM110 150H112V148L110 149ZM116 150V149H115ZM119 150V149H118ZM133 150V149H132ZM192 150L194 151V149L192 148ZM254 150H256V149H254ZM259 150V149H258ZM258 150H256V151H254V153L255 152H257ZM3 151V150H2ZM8 151H10V150H8ZM17 151V150H16ZM56 151V150H55ZM71 151V152H72ZM78 151V152H79ZM99 151H95L97 154H98V152ZM114 151V150H113ZM134 151V150H133ZM138 151V150H137ZM142 151H143V149H142ZM253 150H251V152H252ZM11 152V151H10ZM13 152V151H12ZM36 152V151H35ZM35 152H34V155H35ZM37 152V153H38ZM42 152V151H41ZM48 152V151H47ZM46 152V153H47ZM51 152V151H50ZM53 152V151H52ZM75 152H73L74 154H76ZM119 152V151H118ZM123 152V151H122ZM138 152H140V151H138ZM192 152V151H191ZM261 152V151H260ZM18 153V152H17ZM16 153V154H17ZM26 153V152H25ZM72 153V154H73ZM111 153V152H110ZM110 153H108V157H109V155H110ZM116 153H117V151H116ZM133 153V152H132ZM131 153V157L130 156H127V157H130L129 158V160H132L131 158H132V154ZM146 153V152H145ZM147 153H150V157L153 155L152 153H154V152H147ZM146 153V154H147ZM254 153H251V154H253V156L255 157L256 155H257V153L256 154H254ZM263 153V152H262ZM15 154V153H14ZM19 154H24V153H19ZM43 154V153H42ZM41 154V155H42ZM72 155L71 153H69V152H67V154L65 155V156H67V155ZM78 154H80V153H77V155ZM95 153H93V155H94ZM113 154H115V151L114 152H112V155ZM120 154V153H119ZM123 154V153H122ZM130 154V153H129ZM143 155H145L144 153H142ZM152 154V155H151ZM155 154V153H154ZM192 154V153H191ZM239 154V153H238ZM37 155V154H36ZM36 155H35V157H36ZM40 155V156H41ZM46 155V154H45ZM44 155V156H45ZM52 155V154H51ZM51 155H49L50 157H48V156H45V157H48L49 158V160H50V166L52 165L51 163H53L54 162V160H53V162H51V160L52 159H54V157H55V154H53L54 156L51 158ZM70 155L67 157V159L65 158L64 159V161H62V162H60V165H61V163H63V162H65L66 160H69L68 158L70 157ZM75 156V155H72L71 156V160H69L70 162L72 161V157L74 158L73 159V161L75 160V159H79V157L78 156ZM91 155V156H90ZM96 155V154H95ZM94 155V156H95ZM104 155H103V157H104ZM137 155H138V153H137ZM141 155V154H140ZM143 155H141V156H143ZM147 155H149V154H147ZM235 155V154H234ZM259 155H260V153H259ZM4 156H6V154L4 155ZM15 156H17V155H15ZM59 156V157H58ZM64 156V157H65ZM75 156V157H74ZM89 156V157H88ZM88 156H85V157H82V159L83 158H85L84 160H82L83 162H85L86 160H88V165H90V164H93V163H90L91 161L90 160H92V159H90L91 157H92V154H88ZM97 156H101L100 154H98ZM118 156H120V155H118ZM135 156H136V153H135ZM134 155H133V157H135ZM146 156V155H145ZM153 156V157H154ZM237 156H239V155H237ZM241 156V155H240ZM251 156V155H250ZM10 157V156H9ZM9 157H8V159H9ZM21 157V156H20ZM25 157H27V156H24L23 158H25ZM42 157V156H41ZM61 157V158H60ZM77 157V158H76ZM102 157V156H101ZM100 157V159H105L106 158V160H104V162H106V164H107V162L110 160V158H109V160H107V157H105V158H101ZM113 157V156H112ZM137 157V156H136ZM135 157V158H136ZM148 156H146V158H147ZM194 157V156H193ZM226 157H228V156H225V158H224V155H223V157H221V158H223L222 160V162L224 163V162H226L227 163V165H229L228 164V161H229V159L227 160L226 159ZM254 157H253V160H254ZM4 158H6V157H4ZM4 158H2V160H1V162H4ZM44 158V157H43ZM47 158V159H48ZM51 158V159H50ZM88 158V159H87ZM120 158H122V157H120ZM126 158V157H125ZM135 158H134V160H135ZM138 158H140L139 156H138ZM143 158V157H142ZM145 158V157H144ZM149 158V157H148ZM195 158V157H194ZM229 158V157H228ZM249 158V157H248ZM251 158V157H250ZM249 158V159H250ZM264 158V157H263ZM0 159H1V157H0ZM16 159H18V158H16ZM20 159V158H19ZM36 159V158H35ZM41 159V158H40ZM45 159V158H44ZM47 159H45V160H47ZM90 159V160H89ZM96 159V158H95ZM98 160H97V162H99L100 163V161H99V158H97ZM116 159V158H115ZM220 159V158H219ZM226 159V161H224ZM231 159H233V158H231ZM258 159V158H257ZM8 163H9V161L10 162H12L13 160H7V159H5ZM38 160H39V158H38ZM77 160H76V162L75 163H77ZM128 160V159H127ZM128 160V161H129ZM149 160H151V158L150 159H148L147 161H146V159H145V162H148ZM240 160V159H239ZM28 161V160H27ZM41 161V160H40ZM43 159H42V164H44V163H48L47 165H49V161L48 162H44L43 163ZM68 161V162H69ZM81 161V158L79 159V163H81V166H82V162H80ZM90 161V162H89ZM94 161V159L92 160V162ZM138 161V160H137ZM195 162H196V160H194ZM193 161V162H194ZM246 161H248V159L246 160ZM246 161H245V163H246ZM251 161V160H250ZM259 161V160H258ZM261 161H264V160H260V163H261ZM7 162H6V164H7ZM32 162V161H31ZM37 162V161H36ZM55 162H57V163H55ZM54 162V164H56V165H54L55 167H53V165L51 166V167H46V164H44L45 165V167L46 168H44L43 167V169H45V171H43V169H42V167H40L42 164H41V162H40V166H39V164H37L42 170L40 171V168H38V167H36V168H38V170L41 172V173H43V174H41L42 176L43 175H45L44 174V172L47 174H50L51 172L49 171V170H53L54 169V171H55V168L57 167V164H59L58 163V161H55ZM73 162V163H74ZM87 162V161H86ZM97 162L95 163V161H94V164L96 165L97 164ZM103 162V161H102ZM125 162H127V161H125ZM130 162V161H129ZM129 162H127L125 165H128L129 164ZM136 162V161H135ZM217 162H219V161H217ZM229 162H232V161H229ZM238 162V161H237ZM5 163V162H4ZM19 162H17V164H18ZM21 163V162H20ZM26 163V162H25ZM67 163V162H66ZM74 163V164H75ZM78 163V164H79ZM110 163V162H109ZM133 163H134V161H133ZM138 163H139V161H138ZM226 163H224L225 164V166H226ZM240 162H238V164H239ZM251 163V162H250ZM249 163V164H250ZM1 164V163H0ZM6 164L4 165L3 163L1 164V165H4V166H2V168L3 167H6ZM12 164V163H11ZM23 164V163H22ZM34 164V163H33ZM36 164V163H35ZM70 164H72V162L70 163ZM69 164V165H70ZM74 164H73V166H74ZM78 164H75V166L76 165H78ZM83 164H85V163H83ZM87 164V163H86ZM85 164V165H86ZM94 164H93V166H94ZM105 164V163H104ZM111 164V163H110ZM109 164V165H110ZM132 164V163H131ZM136 164H137V162H136ZM150 164H149V167H151L150 166ZM237 164V163H236ZM0 165V166H1ZM8 165V164H7ZM10 165V164H9ZM13 165V164H12ZM32 165V164H31ZM43 165V166H44ZM62 165H64V163L62 164ZM100 165H103V164H100ZM133 166L135 165V164H132ZM139 165V164H138ZM245 165V164H244ZM252 165V164H251ZM256 165V164H255ZM19 166V165H18ZM24 166H26V165H24ZM28 166H29V164H28ZM35 166V165H34ZM65 166V168H66V166H68V165H64ZM84 166V165H83ZM132 166V167H133ZM219 166H223L222 164L220 165L219 164ZM233 166V165H232ZM231 166V167H232ZM237 166V165H236ZM246 166H247V164H246ZM9 167V166H8ZM13 167V166H12ZM15 167V166H14ZM30 167V166H29ZM53 167V168H52ZM59 167H63V166H58V168ZM71 167L72 166H70V169H71ZM90 167L92 168V166L90 165ZM135 167H137V165L135 166ZM140 167H142L143 169H141L140 171H139V168ZM149 167H147L148 169H149ZM227 167H229V166H227ZM234 167V166H233ZM245 167V166H244ZM253 167V166H252ZM259 167H261V166H259ZM263 167V166H262ZM261 167V168H262ZM16 168V167H15ZM20 168V167H19ZM22 168V167H21ZM32 168H34V167H32ZM31 168V169H32ZM36 168H34V169H36ZM47 168H52V169H48V171L46 170ZM61 168H59V169H61ZM87 168H89V166L87 167ZM102 168V167H101ZM103 168H105L104 167V165H103ZM102 168V169H103ZM108 168V167H107ZM129 168H130V166H129ZM221 168V167H220ZM220 168H219V170H220ZM238 168V167H237ZM261 168H259V171H260V173H262V169ZM1 169V168H0ZM5 169V168H4ZM8 169V168H7ZM10 169H11V167H10ZM25 169V168H24ZM27 169V168H26ZM29 169V168H28ZM59 169H57L58 171H59ZM73 169H75L74 167H73ZM90 169V168H89ZM109 169H110V167H109ZM203 169V170H202ZM208 169V168H207ZM222 169H223V167H222ZM234 170H235V168H233ZM239 169V168H238ZM238 169H236V170H238ZM247 169H249V165H248V168ZM2 170V169H1ZM9 170V169H8ZM12 170H13V168H12ZM19 170V169H18ZM63 170V169H62ZM64 170H66V169H64ZM64 170H63V172H64ZM79 170H82V169H79ZM100 170V169H99ZM98 170V171H99ZM218 170V169H217ZM235 170V171H236ZM244 171L246 170V169H243ZM264 170V169H263ZM15 171V170H14ZM16 171H17V169H16ZM28 171V170H27ZM33 171V170H32ZM43 171V172H42ZM54 171H52V172H54ZM83 171L84 172H86L85 171V166H84V169H83ZM147 171H150V170H147ZM146 171V173H147V176H149L150 174L149 173H151V172H147ZM208 171H209V169H208ZM234 171V172H235ZM244 171H242V172H244ZM253 171H254V169H253ZM4 172H10V171H4ZM4 172H0V175H3V173ZM26 172V171H25ZM29 172V171H28ZM31 172V171H30ZM38 172V171H37ZM40 172H38V175H39V173ZM62 172V171H61ZM80 172V171H79ZM82 172V171H81ZM87 172H89V170L87 169ZM92 173H94V171H91ZM90 172V173H91ZM102 172V171H101ZM110 172H111V170H110ZM140 172H142L143 173V175H141L140 174ZM234 172H233V174H234ZM238 172H239V170H238ZM247 172V171H246ZM246 172L245 173H242L243 175L244 174H246ZM256 172V171H255ZM13 173L14 172H12V175H13ZM33 173V172H32ZM56 173V172H55ZM91 173V174H92ZM104 174H105V172H103ZM109 173V172H108ZM129 173V175H128V177H130V178H127V180H126V177L124 176L125 174L127 175ZM155 173V174H154ZM217 173H218V171H217ZM230 173H232L231 171H230ZM250 175H251V173H252V170H251V172H248ZM263 173H264V171H263ZM5 174V173H4ZM9 174V173H8ZM29 174V173H28ZM62 174V173H61ZM82 174H83V172H82ZM138 174H140V176L138 175ZM206 174H208V173H206ZM210 174V173H209ZM6 175V174H5ZM23 175V173L21 174V176ZM41 175H39V177H41ZM52 176L51 177H54L53 176V174H51ZM57 175V174H56ZM55 175V176H56ZM71 175V174H70ZM73 175V174H72ZM85 175V174H84ZM97 175V174H96ZM225 175V174H224ZM229 175V174H228ZM240 175V174H239ZM242 175V176H243ZM247 175V174H246ZM246 175H244V176H246ZM255 175V174H254ZM257 175V174H256ZM264 175V174H263ZM262 175V177L264 178V176ZM26 176H27V173H26ZM33 176V175H32ZM48 176V175H47ZM77 177L78 176H81V175H76ZM91 176V175H90ZM97 176H99V175H97ZM142 176L145 178H143L144 180H142ZM217 176V175H216ZM231 176V175H230ZM234 176V175H233ZM232 176V177H233ZM237 176V175H236ZM251 176H253V175H251ZM4 177V176H3ZM2 177V178H3ZM17 177V176H16ZM25 177V176H24ZM45 178H47L46 177V175L44 176ZM49 178H47V179H52V178H50V176H48ZM67 177V176H66ZM69 177V176H68ZM92 177V176H91ZM152 177V176H151ZM188 177H190V178H188ZM205 178L204 179H207L206 177H208V176H204ZM210 177V176H209ZM247 177H249V176H247ZM247 177H245L246 179L244 180V178H243V181H246L247 180ZM257 177V176H256ZM260 177H261V175H260ZM6 178V177H5ZM4 178V179H5ZM7 178H8V176H7ZM12 178V177H11ZM32 178V177H31ZM45 178L42 180L41 178L39 179V180H42V182H44L45 181V183L46 182H49V181H46L45 180ZM188 178V179H187ZM220 178V177H219ZM218 178V179H219ZM229 178V177H228ZM228 178H226V179H228ZM242 178V177H241ZM253 178H254V176H253ZM262 178V179H263ZM0 179H1V177H0ZM9 179V178H8ZM36 179V178H35ZM55 179V178H54ZM63 179H64V177H63ZM63 179H61V180H63ZM85 179V178H84ZM96 179H97V177H96ZM186 179H187V182H186ZM217 179V180H218ZM237 179V178H236ZM235 179V180H236ZM251 179H252V177H251ZM257 179V178H256ZM256 179H255V181H256ZM11 181H12V179H10ZM26 180V179H25ZM31 180V179H30ZM38 180V181H39ZM60 180V181H61ZM69 180V179H68ZM67 180V181H68ZM98 180V179H97ZM188 180H190L189 182H188ZM219 180H221V179H219ZM225 180V179H224ZM230 180H232V179H230ZM252 180H254V179H252ZM257 180H259V179H257ZM3 181V180H2ZM5 181V180H4ZM9 181V180H8ZM7 181V182H8ZM20 181V180H19ZM22 181V180H21ZM24 181V180H23ZM53 181V180H52ZM75 181V180H74ZM205 181V180H204ZM243 181H241V184H242V182ZM248 181H249V179H248ZM248 181L247 182H245V184L246 183H248ZM255 181H253L252 183H254ZM261 181V178H260V180H259V182ZM16 182H18V180L16 181ZM26 182V181H25ZM24 182V183H25ZM39 182H41V181H39ZM62 182V181H61ZM85 182V181H84ZM90 182V181H89ZM89 182H86V183H89ZM92 182V181H91ZM96 182V181H95ZM202 182L204 183V185H202ZM206 182V181H205ZM222 182V181H221ZM221 182L219 181V183H218V186L221 184ZM226 182H228L229 183V181H226ZM231 182V181H230ZM249 182H251V181H249ZM258 182V183H259ZM262 182H264V179L259 183V185H261V189L263 188V186H262ZM0 183H1V181H0ZM3 183V182H2ZM6 183V182H5ZM9 183V182H8ZM7 183V184H8ZM13 183V182H12ZM19 183V182H18ZM28 183V182H27ZM33 183V182H32ZM45 183H44V185H45ZM50 183H51V181H50ZM54 183V182H53ZM93 183V182H92ZM4 184V183H3ZM10 184V183H9ZM21 184V183H20ZM31 184V183H30ZM40 184V183H39ZM56 184H58V182H56ZM72 184V183H71ZM80 184V183H79ZM209 184V183H208ZM222 184H224V181L222 182ZM221 184V185H222ZM244 184V185H245ZM257 186H254V185H252L251 183H250V187H251V185L254 187V189H253V187L252 188H250V190H248L247 192H248V196L246 195V197H247V199H248V202L250 201L251 202V204H252V202L254 201L252 198H254V195H255V191L256 192H258L259 193V191L261 190H259L258 191V187H260V186H258V184H257V182L255 183ZM11 185V184H10ZM19 184H17V186H18ZM27 185V184H26ZM34 185V184H33ZM38 185V184H37ZM43 185V184H42ZM43 185V186H44ZM55 185V184H54ZM83 185V184H82ZM147 185V186H146ZM148 185L149 186H152V189H151V187H150V189L149 188H147L148 187ZM220 185V187H219V190L221 191V186ZM227 185V184H226ZM225 185V186H226ZM247 185V184H246ZM6 186V185H5ZM12 186H14V185H12ZM17 186H15V187H17ZM25 186V185H24ZM35 186V185H34ZM40 186V185H39ZM42 186V187H43ZM45 186H48V185H45ZM62 186V185H61ZM67 186V185H66ZM65 186V187H66ZM80 186V185H79ZM92 186V185H91ZM224 186V187H225ZM228 186V185H227ZM238 186V185H237ZM240 186V185H239ZM242 186V185H241ZM240 186V187H241ZM249 186H247L248 188H249ZM0 187H4V185L3 186H0ZM10 187V186H9ZM20 187V186H19ZM30 188H31V186H29ZM41 187V188H42ZM50 187V186H49ZM213 187V186H212ZM243 188H244V186H242ZM241 187V188H242ZM246 187V188H247ZM30 188H28V189H30ZM40 188V187H39ZM145 188H147V189H149L148 191L150 192V193H148V195H147V189L144 191V192H146V194L145 193H143V189H145ZM207 188V187H206ZM238 188V187H237ZM242 188V189H243ZM247 188V189H248ZM257 188V189H256ZM10 189V188H9ZM12 189V188H11ZM22 189V188H21ZM26 189V188H25ZM47 189L49 190V188L47 187ZM98 189V188H97ZM207 189H209V188H207ZM218 189V188H217ZM224 190H225V188H223ZM228 189H229V187H228ZM242 189L240 190V188H239V190H238V192L239 193H242V192H245L244 190L242 191ZM253 189V190H252ZM4 190V189H3ZM2 190V191H3ZM6 190V189H5ZM15 189H13L12 190V192L14 191ZM31 190L32 189H30V192H31ZM51 190V189H50ZM237 190V189H236ZM1 191V190H0ZM8 191V190H7ZM16 191H18V190H16ZM15 191V192H16ZM22 191H24V189H22ZM27 191V190H26ZM25 191V192H26ZM36 191V190H35ZM43 191V190H42ZM42 191H40L41 193H42ZM55 191V190H54ZM96 191V190H95ZM219 191V192H220ZM242 191V192H241ZM253 191V192H252ZM19 192V191H18ZM21 192V191H20ZM38 192V191H37ZM36 192V193H37ZM85 192V191H84ZM142 192V193H141ZM202 192H204V194H202ZM208 192V191H207ZM207 192H206V195H207ZM218 192V193H219ZM7 193V192H6ZM34 193V192H33ZM46 193H47V191H46ZM50 193V192H49ZM139 193H141V194H145V196L144 197H146L145 198V201H147V202H149L148 203V207H150L151 206V208L152 207H155V208H153V210L152 209H148V210H150L149 211V213L150 214H152V215H148V216H146V214L148 213V210H147V213L145 214V216L146 217H143L142 215H144V212H143V214L140 216V217H138V218H135V216H134V218L135 219H133L132 221H131V217L133 216L132 215V213H133V210L131 209V206L133 205L132 204V200H134L133 199V197L135 196V194L137 195V198H138V196H141V195H139ZM237 193V192H236ZM238 193V194H239ZM250 193V194H249ZM251 193H254V195L252 196L251 195ZM8 194V193H7ZM16 194V193H15ZM14 194V195H15ZM17 194H19V193H17ZM24 194H26V193H24ZM87 194V193H86ZM213 194V193H212ZM243 194V193H242ZM10 195H12V194H10ZM9 195V196H10ZM27 195H28V193H27ZM26 195V196H27ZM42 195V194H41ZM48 195V194H47ZM81 195V194H80ZM97 195V194H96ZM244 195H245V193H244ZM8 196V195H7ZM6 196V197H7ZM19 196V195H18ZM22 196H24L23 194H22ZM33 196V195H32ZM31 196V197H32ZM35 196V195H34ZM43 196H44V194H43ZM42 196V197H43ZM151 196V197H150ZM239 196V195H238ZM238 196H237V198H238ZM252 196V197H251ZM4 197V196H3ZM13 197V196H12ZM30 197V195L28 196V198ZM30 197V198H31ZM50 197V196H49ZM55 197V196H54ZM101 197V196H100ZM203 199H202V198ZM210 197V196H209ZM208 197V198H209ZM240 197H241V195H240ZM246 197H245V199H244V196H243V199L244 200H247L246 199ZM249 197H250V200H249ZM8 198V197H7ZM7 198H6V201H7ZM19 198V197H18ZM17 198V199H18ZM21 198V197H20ZM23 199H24V197H22ZM33 198V197H32ZM57 198V197H56ZM136 198V197H135ZM140 199L142 198V196L141 197H139ZM150 198V199H149ZM233 198H234V196H233ZM5 199V198H4ZM27 199V198H26ZM25 199V200H26ZM43 199V198H42ZM89 199H91V198H89ZM140 199H135V201L138 203L139 201H137V200H140ZM143 200H144V198H142ZM147 199V200H146ZM251 199H252V201H251ZM12 200L13 201H15L16 199L14 198H11V202L9 203L10 204V206H11V203H14V202H12ZM22 199H20V201H21ZM37 200H38V198H37ZM37 200H36V202H37ZM46 200V199H45ZM55 200V199H54ZM143 200H142V202H143ZM205 200V199H204ZM255 200H257L258 201V199L257 198H255ZM8 201H10V199L8 200ZM8 201H7V203H8ZM33 201H35V200H33ZM43 201V200H42ZM209 201V200H208ZM24 202V201H23ZM41 201H39V203H40ZM109 202V203H108ZM141 202V201H140ZM139 202V203H140ZM205 202H207V199L205 200ZM205 202H204V204H205ZM210 202V201H209ZM248 202H246V201H244V206L246 207L247 206V204H248ZM6 203V204H7ZM15 203H17L16 201H15ZM28 203V202H27ZM26 203V204H27ZM31 203H32V200H31ZM31 203H29V204H31ZM33 203H35V202H33ZM32 203V204H33ZM56 203V202H55ZM144 203V202H143ZM146 203V202H145ZM199 203H201V204H199ZM256 203V202H255ZM8 204V205H9ZM18 204V203H17ZM20 204V203H19ZM23 204V203H22ZM36 204V203H35ZM80 204V203H79ZM109 206H108V205ZM136 204V203H135ZM134 204V205H135ZM147 204V203H146ZM251 204L249 203V205H248V208L250 207H252L251 206ZM254 204V203H253ZM2 205V204H1ZM1 205H0V207H1ZM13 205V204H12ZM16 205V204H15ZM21 205V204H20ZM19 205V206H20ZM36 205H38V204H36ZM46 205V204H45ZM44 205V206H45ZM62 205V206H61ZM83 205V204H82ZM140 206L142 205L141 203L139 204ZM138 205V207L140 208V206ZM145 205V204H144ZM164 205H166L167 207H165V211L163 210V206ZM256 205V204H255ZM9 206V207H10ZM14 206V205H13ZM25 206V205H24ZM32 206V205H31ZM43 206V205H42ZM74 206V205H73ZM204 206L205 205H203L202 206V208H204ZM257 206V205H256ZM9 207H8V209H9ZM21 207V206H20ZM39 207V206H38ZM37 207V208H38ZM137 207V209H139ZM145 207V206H144ZM245 207H244V210L246 211V209H248V208H246L245 209ZM255 207V206H254ZM14 208V207H13ZM40 208V207H39ZM107 208V209H106ZM134 208H136V207H134ZM253 208V207H252ZM251 208V209H252ZM7 209V208H6ZM15 209H16V207H15ZM22 209V208H21ZM29 209H30V206H29ZM33 209H35L34 208V206H33ZM147 208H145L144 210H146ZM166 209H167V211H166ZM256 209V208H255ZM259 209H261V208H259ZM259 209H258V211H259ZM19 212H20V209H17ZM22 210H24V209H22ZM31 210V209H30ZM36 210V209H35ZM45 210V209H44ZM80 210V209H79ZM142 210V209H141ZM141 210H140V212H141ZM151 210H152V212H151ZM155 210V211H154ZM243 210V211H244ZM253 210V209H252ZM252 210H250V211H252ZM257 210V209H256ZM255 210V211H256ZM7 211V210H6ZM10 211V210H9ZM16 211V210H15ZM28 211V210H27ZM26 211V212H27ZM40 211V210H39ZM138 211V210H137ZM250 211H249V213H250ZM254 211V212H255ZM11 212V211H10ZM135 212V211H134ZM146 212V211H145ZM247 212V211H246ZM245 212V213H246ZM260 212H261V210H260ZM9 213V212H8ZM23 213H24V211H23ZM22 213V214H23ZM36 213V212H35ZM41 213V212H40ZM137 213V212H136ZM202 213V214H201ZM244 213V214H245ZM248 213V214H249ZM253 213V212H252ZM251 213V214H252ZM258 213V212H257ZM16 214H18L17 212H16ZM37 214H39V213H37ZM139 214V213H138ZM256 214V213H255ZM8 215V214H7ZM12 215H13V213H12ZM11 215V216H12ZM211 215V214H210ZM257 215V214H256ZM258 215H260V213H258ZM3 216V215H2ZM136 216H137V214H136ZM10 217V216H9ZM15 217V216H14ZM251 217H252V215H251ZM8 218V217H7ZM219 218V217H218ZM218 218H217V220H218ZM233 218V217H232ZM242 218V219H243ZM255 218H257V217H255ZM260 218H261V215H260ZM30 219V218H29ZM234 219H237L236 217L235 218H233V220H232V222L234 221V223H236L237 222V220H236V222H235V220ZM254 219V218H253ZM253 219H252V221H253ZM264 220V217L263 218H261V219H259V220ZM1 220H2V218H1ZM25 220V219H24ZM27 220V219H26ZM36 220H37V218H36ZM39 220V219H38ZM216 220V219H215ZM217 220H216V224H215V222H213L212 220V222L215 224V226L218 224V222H217ZM244 220H242V223H243V221ZM258 220V219H257ZM16 221H17V219H16ZM23 221V220H22ZM21 221V222H22ZM32 221V220H31ZM30 221V222H31ZM219 221V220H218ZM14 222V221H13ZM18 222V221H17ZM16 222V223H17ZM20 222V223H21ZM26 222V221H25ZM29 222V221H28ZM34 222V221H33ZM231 221H227V223L225 224V225H228V226H230L229 225V223H230ZM232 222H231V224H232ZM6 223H9V222H7L6 221ZM211 223V222H210ZM233 223V224H234ZM241 223V224H242ZM256 223V222H255ZM257 223H259V221L257 222ZM22 224V223H21ZM20 224V225H21ZM232 224V225H233ZM10 225V224H9ZM19 225V226H20ZM27 225H28V223H27ZM139 225V226H138ZM213 225V224H212ZM211 225V226H212ZM224 225V226H225ZM231 225V226H232ZM262 225H264V224H262ZM7 226V225H6ZM18 226V227H19ZM38 226V225H37ZM137 226V227H136ZM210 226V225H209ZM210 226V227H211ZM249 226V227H248ZM1 227V226H0ZM10 227V226H9ZM24 227H25V223H24ZM217 227V226H216ZM3 228V227H2ZM17 228V227H16ZM23 228V227H22ZM28 228V227H27ZM208 228V227H207ZM225 229L226 228H228V227H224ZM223 228V229H224ZM231 228V227H230ZM235 227H234V225H233V228H231V230L229 231V229H228V231L229 232H231L232 231V229H234ZM255 228H253V229H255ZM1 229V228H0ZM11 229V228H10ZM25 229V228H24ZM30 229H32V228H30ZM212 229V228H211ZM220 229H222V227L220 228ZM222 229V230H223ZM7 230H9V228H7ZM22 230V229H21ZM217 230H219V229H217ZM241 230V229H240ZM262 230H263V228H262ZM1 231V230H0ZM28 231V230H27ZM210 231V230H209ZM208 231V232H209ZM237 231H238V229H237ZM259 231V234H261V232ZM13 232V231H12ZM30 232V231H29ZM206 232V233H205ZM243 232V233H244ZM246 232H247V234H246ZM263 232V231H262ZM13 233H15V232H13ZM21 233V232H20ZM212 233H213V231H212ZM223 233H226L225 231H223ZM232 233H233V231H232ZM232 233H230V237H231V234ZM238 233V232H237ZM264 233V232H263ZM192 234V235H191ZM227 234H228V232H227ZM15 235H16V233H15ZM31 235V234H30ZM147 235V236H146ZM229 235V234H228ZM188 236V237H187ZM216 236V237H215ZM38 237V236H37ZM145 237H146V239H145ZM213 237V238H212ZM225 237H227V239L228 240H225ZM186 238V239H185ZM27 239V238H26ZM30 239H31V237H30ZM23 241L22 242V246H18V247H16L15 249L16 250H12V249H10L9 248V246H8V244L9 243H12V242H17V241ZM20 241H19V243H20ZM264 241V240H263ZM7 244V245H6ZM193 244V245H192ZM176 245V246H175ZM186 245V244H185ZM184 245V246H185ZM212 246V245H211ZM12 247V246H11ZM178 247H179V245H178ZM181 247V246H180ZM182 247H183V245H182ZM252 247V248H251ZM189 248V249H190ZM210 248V252H209V254H208V249ZM188 249V248H187ZM186 249V250H187ZM256 249V248H255ZM253 250H254V248H253ZM263 250H264V247H263ZM178 251H179V249H178ZM188 251V250H187ZM185 252V254L187 253V256H188V258H187V260H184V262L182 263V264H194V259H193V257L191 256V252L189 253V252ZM190 251V250H189ZM176 253H177V251H175ZM254 252H255V250H254ZM188 253H189V255H188ZM203 253V252H202ZM263 253V252H262ZM175 254V253H174ZM182 254V253H181ZM255 254V255H254ZM175 256V255H174ZM178 257V256H177ZM174 258V257H173ZM263 258H264V254H263ZM257 259V258H256ZM256 259H254V260H256ZM253 259H252V261H254ZM180 263H181V261H180ZM254 263V262H253ZM264 263V262H263ZM255 264V263H254Z\"/></svg>", "mask_w": 264, "mask_h": 264}, {"label": "water", "instance_id": "obj_3", "mask_svg": "<svg viewBox=\"0 0 264 264\" xmlns=\"http://www.w3.org/2000/svg\"><path fill=\"white\" fill-rule=\"evenodd\" d=\"M219 124L218 123L214 130H213V138H214V141H216V137H217V133H218V128H219ZM214 151H215V146H214ZM191 252V256L193 257L194 259V264H207L206 263V260L203 256V253H202V247H201V244L200 245H196V246H193L190 250Z\"/></svg>", "mask_w": 264, "mask_h": 264}]
</instances>
